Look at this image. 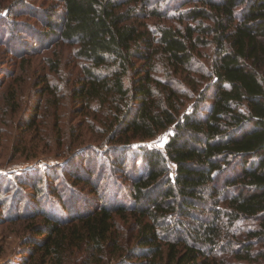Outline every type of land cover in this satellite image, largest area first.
I'll return each instance as SVG.
<instances>
[{
	"label": "trees",
	"instance_id": "16d2710c",
	"mask_svg": "<svg viewBox=\"0 0 264 264\" xmlns=\"http://www.w3.org/2000/svg\"><path fill=\"white\" fill-rule=\"evenodd\" d=\"M58 1L62 13L42 22L49 37L77 46L76 96L112 114L104 153L112 159L99 164L79 151L85 165L66 191L34 188V210L23 217L42 220L31 225L23 264H66L73 245L88 246L97 264L112 221L127 214L139 229L115 264H264V0H197L173 12L161 0ZM210 42L212 69L198 87L195 57ZM171 126L164 150L134 142ZM107 169L110 192L93 178ZM34 174V185L52 176ZM79 180L96 200L74 189ZM76 223L83 233L68 237Z\"/></svg>",
	"mask_w": 264,
	"mask_h": 264
},
{
	"label": "rangeland",
	"instance_id": "374dc122",
	"mask_svg": "<svg viewBox=\"0 0 264 264\" xmlns=\"http://www.w3.org/2000/svg\"><path fill=\"white\" fill-rule=\"evenodd\" d=\"M17 1L0 0V264H23L24 259H29L26 241L34 234L31 225L42 220L38 215L23 217L24 213L34 210V188L43 186L45 191L48 188L66 191L67 185L73 182L71 171L85 165L86 157L77 155L79 151L84 154L89 151L90 157L96 158L99 164L112 159V155L107 157L104 154L112 148V114L107 108L97 110L99 103L96 99L88 107L76 96L81 68V60L73 55L77 46L58 37H49L47 32L50 30L42 22V17L46 18L48 13H62V3L58 0H24L26 6L19 7L21 2ZM196 1L161 0L158 5L162 7L171 3L177 6L170 9L173 12ZM8 9L25 10L10 12ZM162 22L176 24L178 20L165 19ZM203 22L211 23L206 19ZM199 49L195 68L200 72L193 74L201 78L198 87L205 78L203 74L212 69L214 43ZM187 88L193 93L196 90ZM190 105L188 98L186 108L189 110ZM172 132L173 126L153 137L135 138L134 142L164 150ZM38 171L52 176L43 185H34L33 182L38 180L34 173ZM107 171H93V178L104 181L106 192L112 187V171H108L109 180H104ZM74 189L96 200L92 187L82 180L75 183ZM48 195L55 200L60 198L59 193ZM66 196L71 199L67 193ZM80 203L86 205L83 201ZM52 209L56 212L55 205ZM115 218L111 239L106 242V256L97 264H115L121 253V250L115 253L118 247L126 249L125 241H135L139 228L133 217L127 214L125 218ZM83 231V226L76 223L67 228V236L81 235ZM115 238L117 246L112 244ZM68 249L66 264H95L97 255L90 257L88 246L73 245ZM40 257L37 255L34 260Z\"/></svg>",
	"mask_w": 264,
	"mask_h": 264
}]
</instances>
